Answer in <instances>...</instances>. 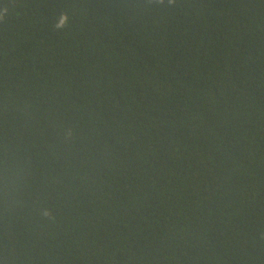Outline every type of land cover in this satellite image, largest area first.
<instances>
[{"label":"trees","instance_id":"trees-1","mask_svg":"<svg viewBox=\"0 0 264 264\" xmlns=\"http://www.w3.org/2000/svg\"><path fill=\"white\" fill-rule=\"evenodd\" d=\"M0 12V264H264V0Z\"/></svg>","mask_w":264,"mask_h":264},{"label":"clouds","instance_id":"clouds-1","mask_svg":"<svg viewBox=\"0 0 264 264\" xmlns=\"http://www.w3.org/2000/svg\"><path fill=\"white\" fill-rule=\"evenodd\" d=\"M157 3L158 4H165V3L173 4V3H175V0H157ZM3 15H4V13L0 12V19L3 18ZM68 22H69L68 14L67 13H61L56 20L55 28L57 30H62L68 25Z\"/></svg>","mask_w":264,"mask_h":264}]
</instances>
